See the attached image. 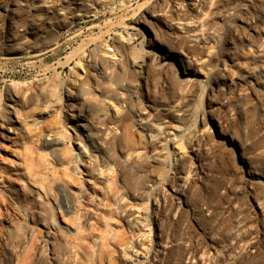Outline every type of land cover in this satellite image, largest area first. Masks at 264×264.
I'll use <instances>...</instances> for the list:
<instances>
[{"label": "rangeland", "instance_id": "rangeland-1", "mask_svg": "<svg viewBox=\"0 0 264 264\" xmlns=\"http://www.w3.org/2000/svg\"><path fill=\"white\" fill-rule=\"evenodd\" d=\"M13 103L0 166L50 159L64 133L113 188L125 243L97 264H264V0H0V115ZM83 175L86 234L107 208ZM70 192L52 185L53 233L37 202L0 223V264L31 243L33 264H81Z\"/></svg>", "mask_w": 264, "mask_h": 264}, {"label": "bare ground", "instance_id": "bare-ground-1", "mask_svg": "<svg viewBox=\"0 0 264 264\" xmlns=\"http://www.w3.org/2000/svg\"><path fill=\"white\" fill-rule=\"evenodd\" d=\"M188 5L194 6L195 4L190 2ZM102 57L107 58L106 55H103ZM8 100L12 101L10 96ZM13 105L14 103L8 107L9 110H6L4 114L2 113L0 115V129H3L4 126L6 127L5 133L0 132V138L3 142H9L11 139H14L11 138V136H9L7 133H12L14 135H17L18 137L22 135L20 134V130L21 131L23 130L19 129L18 126L16 125L17 119L20 117L21 114L19 115L17 109ZM72 105L73 104L71 103L66 104L67 107H72ZM113 107L115 106H112V108ZM113 109H115L113 110V112L116 115L117 114L116 107ZM67 115H69V113H67ZM70 117L71 116L69 115V118ZM76 118L80 120L81 119L85 120V118L84 117L82 118L81 116H77ZM76 121L78 122L77 127L83 129V131L85 132V134L80 133L79 136H81L84 139V141L86 140L90 142L92 138L94 139V137H92L93 133L91 134L89 126H84L83 124L80 123L79 120ZM86 121H88L87 118ZM39 123H41V120L38 121V119H36L32 125L36 126L39 125ZM22 127L24 128V126ZM66 134L67 136L69 135V133ZM61 135L60 137L59 135L56 137L54 136L53 139L51 140V146L49 147L50 159L38 155L37 159L34 162L31 161V163L33 164L30 165V168L26 167L22 170H18L17 168L18 165L13 163H12L13 165L11 164L7 168L0 166V223L4 222L8 224V226L11 225L12 223H14L13 221L17 219L16 216L18 215L17 212L18 208L28 209L31 211L30 213H32V209L34 208L33 203L35 204L37 202L39 209L41 208L43 211V214H41L42 218L39 219L38 221L39 225L45 227L46 234L53 233L52 231H54V229L57 227V222L55 217L57 210L51 202V190H52V185L55 182H60L63 187H66L68 188V190L71 191L70 193L72 194L73 197L72 210H71L72 216L69 217V221H68L69 224L66 225L65 228L67 230L71 229L74 233H76L77 239H80L82 241H87L89 238L90 239L93 238V245H92L93 249L88 253L82 252V250H84L86 247L85 243L78 244L80 250L82 249L81 264H86L91 261L95 263L96 262L100 263L103 258L102 247L104 244L110 243L115 247L117 246L121 247L122 244L125 243L124 233L121 232L120 227L116 226L115 222L113 221L114 219L113 216L114 215L116 216V212L110 209L112 202L111 198L114 192L113 190H111L112 187L108 186L107 182L104 183L103 181L99 180L100 179L99 177H101L102 173L98 174V176L96 177L97 179L96 181V179H94L92 175H89L91 173H88L89 171L85 170L86 169L84 166L85 159L83 160L82 156L80 155V151L82 152L85 146L82 148L79 145L77 152H75L70 148L71 147L70 143L72 142L69 141L71 139L67 138L69 140L67 143L68 146L70 144V147H68L65 143L67 139L66 140L64 139L66 138V136L64 135V133H62ZM63 135L65 137H63ZM34 136L36 137L37 135ZM35 139L37 140V137ZM90 144L92 147H94L92 142H90ZM19 155L20 154L18 153L17 156ZM26 157L27 156L25 155L23 160H27ZM11 173H13V177L10 176ZM73 175L79 176L80 179H82V177H80L81 175H83L84 178L87 177L83 179L86 182L85 184L89 185V189L93 190L91 203H96V204H101L100 202L106 203L105 206L107 209L105 210L106 212L103 213L104 215H107V217H104V215L96 216L97 220L92 224L90 229L91 231H89L86 234H82L84 229L82 228V224H80L81 215L79 214L80 207H83L80 206L82 203L80 204L81 198L79 199V197L82 195V191L84 190V189L82 190L83 184L79 178H75L73 177ZM31 183L34 185H31ZM29 188H31L32 191H30ZM84 211L87 210L85 209ZM100 227H102V229H105L107 237L101 235L100 232L99 233L97 232ZM37 252L38 254L40 252L37 245L31 243L30 248L23 255L20 254L15 256L14 264H33L34 263L33 257L37 254ZM108 257L110 261L111 256L109 254ZM109 264H111V261L109 262Z\"/></svg>", "mask_w": 264, "mask_h": 264}]
</instances>
